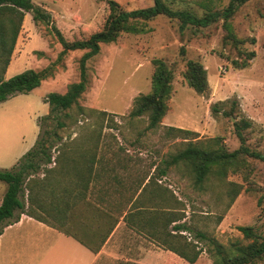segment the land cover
I'll return each mask as SVG.
<instances>
[{"label":"rangeland","instance_id":"rangeland-1","mask_svg":"<svg viewBox=\"0 0 264 264\" xmlns=\"http://www.w3.org/2000/svg\"><path fill=\"white\" fill-rule=\"evenodd\" d=\"M107 1L33 0L48 12L51 25H35L31 14L26 13L6 79L50 65L54 75L29 94L0 103L1 168L10 170L15 158L31 149L44 129L52 128L51 123L40 120L48 111L45 97L51 92L64 93L69 84L79 79V59L84 51L67 52L56 62L61 46L53 28L67 41L86 39L102 28L109 13ZM112 1L125 11L146 8L153 3V0ZM228 1L176 0L172 5L201 15L207 10L225 7ZM230 22L238 44L226 39L222 21L206 28L187 27L181 33L176 20L160 16L146 23L147 33L123 34L116 42L101 45L99 53L87 61L88 84L79 105L114 115L117 126L109 129L103 125L101 133L105 144L122 145L124 152L117 156L132 159L127 171H118L126 182L146 172L150 164L157 163L182 141L162 137L163 128L168 126L196 132L202 139L221 138L225 148L232 151L240 145L233 124L245 118L251 122V128L244 132L246 144L251 150L264 153V0L248 1ZM252 52L254 57L248 60ZM154 59L163 60L173 70V84L162 127L146 132V118L130 121L128 113L133 99L151 90ZM188 61L199 62L207 72L208 88L202 95L196 94L184 80ZM244 61L248 64L241 68ZM213 106L218 108L217 114L211 111ZM232 108L238 114L226 116L224 111L229 113ZM94 121L95 116L80 121L79 125L94 128ZM75 128L57 132L63 139L73 138L79 133ZM112 153L100 154L110 166L114 163ZM231 182L241 185L242 191L229 208L224 196L217 197L210 190L206 193L193 190L189 178L177 170H170L166 177L150 184L167 187L179 201L177 208L189 228L181 234L196 250H201L194 264H212L208 244L196 232L222 245L243 240L239 227H251L264 235V162L246 159V168L241 173L230 175L221 184L209 185ZM2 186L5 184L0 182ZM168 256L163 258L164 264H186L177 255Z\"/></svg>","mask_w":264,"mask_h":264},{"label":"trees","instance_id":"trees-1","mask_svg":"<svg viewBox=\"0 0 264 264\" xmlns=\"http://www.w3.org/2000/svg\"><path fill=\"white\" fill-rule=\"evenodd\" d=\"M171 1L153 0L149 7L125 11L116 2L108 0L109 13L102 28L83 40L67 41L53 28L61 46L56 62L67 52L84 51L79 59V79L69 84L64 93L51 92L45 97L48 111L40 120L51 123L52 128L44 129L33 147L10 170L0 169V181L6 185L0 204V233L3 227L17 222L24 214L51 225L96 253L121 218L129 229L144 234L157 246L188 264L197 261L201 250H196L181 234L189 228L177 208L179 201L167 187L150 184L166 177L170 170H177L189 178L193 190L199 193L210 190L217 197L224 196L229 208L241 193L242 186L232 182L228 185L209 184H221L230 175L241 173L246 168V159L264 162V153L251 150L246 144L244 132L251 128V122L242 118L233 124L240 145L232 151L225 148L221 138L202 139L190 130L164 127V139L182 141L176 143L174 152L162 155L157 163L150 164L144 173L139 171V176L128 183L118 171H127L132 159L117 156L124 152L122 145L105 144L101 133L103 125L109 129L117 126L114 115L79 105L88 84L86 63L99 53L100 46L116 42L123 34L147 33L146 23L157 17L176 20L181 33L187 27L206 28L222 21L226 39L239 43L230 21L250 0H229L225 7L207 10L201 15L192 10L174 8L172 3L176 0ZM26 13L31 14L35 25H51L48 12L33 0H0V103L20 94H29L54 75L50 65L42 70L29 69L9 79L4 78ZM253 57L252 52L248 60ZM247 64L244 61L241 68ZM152 66L150 92L136 96L128 113L130 121L146 118V132L162 127L161 120L168 112L173 84V70L163 60H152ZM185 67L183 77L187 86L198 95L204 94L208 85L203 65L188 61ZM211 111L217 114L218 108L213 106ZM234 113L238 114L234 108L229 113L224 111L226 116ZM93 116L96 117L94 128L79 125L80 121ZM72 126L76 127L74 130L79 129L75 137L63 139L58 135V130ZM103 151L113 152V166L100 156ZM90 198L98 205H91L96 209L97 228L105 230L97 245L84 243L68 225L76 210L90 206ZM239 231L243 240L227 245L200 232H196V236L207 242L212 264H264V235L251 227H239Z\"/></svg>","mask_w":264,"mask_h":264},{"label":"crops","instance_id":"crops-1","mask_svg":"<svg viewBox=\"0 0 264 264\" xmlns=\"http://www.w3.org/2000/svg\"><path fill=\"white\" fill-rule=\"evenodd\" d=\"M20 158H15L14 165ZM5 191L6 185L0 187V204ZM88 202L90 206L76 210L68 225L84 243L97 245L105 230L97 228L96 209L91 208L97 204L91 198ZM168 255L175 254L132 231L121 218L96 253L51 225L24 214L0 233V264H164L163 258Z\"/></svg>","mask_w":264,"mask_h":264}]
</instances>
